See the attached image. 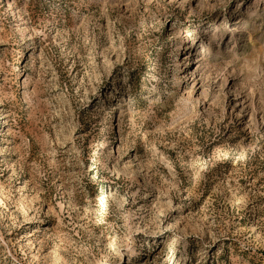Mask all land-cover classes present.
Returning a JSON list of instances; mask_svg holds the SVG:
<instances>
[{
	"label": "rangeland",
	"instance_id": "rangeland-1",
	"mask_svg": "<svg viewBox=\"0 0 264 264\" xmlns=\"http://www.w3.org/2000/svg\"><path fill=\"white\" fill-rule=\"evenodd\" d=\"M0 264H264V0H0Z\"/></svg>",
	"mask_w": 264,
	"mask_h": 264
},
{
	"label": "bare ground",
	"instance_id": "bare-ground-1",
	"mask_svg": "<svg viewBox=\"0 0 264 264\" xmlns=\"http://www.w3.org/2000/svg\"><path fill=\"white\" fill-rule=\"evenodd\" d=\"M202 50V49H201ZM204 53V51L202 50V53H200V55H199V57L197 58V60L195 61L196 62V64L197 63H200L201 61H202V54Z\"/></svg>",
	"mask_w": 264,
	"mask_h": 264
}]
</instances>
